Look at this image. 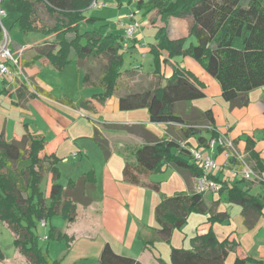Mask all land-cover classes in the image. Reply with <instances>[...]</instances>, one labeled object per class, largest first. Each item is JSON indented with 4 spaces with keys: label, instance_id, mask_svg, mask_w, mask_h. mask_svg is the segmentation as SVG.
I'll return each mask as SVG.
<instances>
[{
    "label": "trees",
    "instance_id": "trees-1",
    "mask_svg": "<svg viewBox=\"0 0 264 264\" xmlns=\"http://www.w3.org/2000/svg\"><path fill=\"white\" fill-rule=\"evenodd\" d=\"M5 0H0L3 5ZM14 5L18 24L24 35L38 34L42 40L33 46L35 55L30 59L17 58L19 66L31 65L40 57L50 60L58 70L75 62L83 71L86 86L100 87L95 94L106 100L121 92L126 76H134L135 70L125 69L127 45L125 36L111 32L108 23L96 25L98 18L86 16L94 0H7ZM139 7L146 8L151 23H156L154 42L149 43L154 57L156 78L154 86L131 89L119 96L121 110L146 108L154 123H184L176 106L205 96L200 81L188 69L176 66L169 77L161 74L162 64H173L179 56H191L220 84L223 98L231 107H242L249 102V93L264 86V0H139ZM163 16L164 25L156 18ZM185 18L188 32L195 42L185 46L186 36L172 38L167 19ZM84 25V26H83ZM3 30L0 24V43ZM99 66L100 74L91 65ZM130 87V86H128ZM205 121L213 123L211 109L202 112ZM112 128L138 132V126L112 124ZM212 126V125H209ZM192 134L200 129L186 125ZM213 136L219 133L212 130ZM106 156L110 154L108 140L98 130L92 137ZM199 140H204L199 137ZM176 148L179 152L174 153ZM190 148L174 140L149 141L135 151V162L126 163L124 178L127 182L159 189L149 175L162 170L165 165L188 169L198 177L204 173L200 163L190 161ZM59 157L46 151L43 137L30 132L20 139H8L0 130V220L15 233L14 244L32 264H60L48 255V247L42 246L36 229L42 221L51 222L61 216L72 222L77 218V204L89 205L96 200V183L93 171L83 174L66 186L60 183ZM231 160L235 161L234 157ZM51 174L52 182L47 196L43 182ZM210 177L221 184L217 192L225 200L242 207L246 222L253 215L264 211V196H256L229 178ZM205 193L178 192L164 197L155 209L159 224L153 228L155 240L170 241L173 231L181 228L192 212L204 211ZM229 218L225 211L210 216V221ZM68 238L52 225L46 240L61 241ZM240 247L237 239L219 240L211 229L191 239V247L171 250L170 264H224L228 254ZM162 264L164 261L159 258ZM248 257L237 255L233 264H246ZM97 264H143L139 260L118 254L109 243L101 251Z\"/></svg>",
    "mask_w": 264,
    "mask_h": 264
},
{
    "label": "crops",
    "instance_id": "crops-1",
    "mask_svg": "<svg viewBox=\"0 0 264 264\" xmlns=\"http://www.w3.org/2000/svg\"><path fill=\"white\" fill-rule=\"evenodd\" d=\"M147 19L150 21L148 16ZM133 21L140 22L133 16L128 24ZM156 26L153 23L146 32L143 23L127 44L130 49L125 69L135 70L146 81L133 80L130 87L106 100L95 96L102 91L100 87L84 84L83 71L75 62L58 70L48 58L40 57L31 65H11L10 74L0 75V130H4L6 137L20 139L27 132L43 137L47 153L60 159L58 181L64 186L87 172L93 171L95 175L96 200L89 205L77 204V218L72 222H50L68 238L50 241L48 255L60 264H97L104 245L109 243L118 254L143 264H162L159 258L170 264L172 247L188 249L195 235L212 229L219 240L229 237L240 243L224 264H233L232 255L248 257L246 264H264V211L259 216L251 215L246 222L242 207L217 192L205 193L204 211L192 212L186 223L173 231L170 241L147 244L154 237L153 228L159 227L155 217L159 202L178 192L196 191V176L170 164L149 175L150 181L158 183V190L125 180L126 163H134L136 149L149 141L174 140L181 146L199 149L204 157L210 156L219 164L229 162L226 150L214 141L212 130H216L233 141L254 172L252 177L243 178L226 169L218 171L217 176L240 181L251 194L264 196V86L249 93L247 105L231 107L222 96L219 82L196 59L179 56L173 64H162L161 74L169 77L174 67L186 68L197 77L205 92L202 98L177 104L184 123H154L146 108H119V96L130 88L154 86L156 67L147 45L154 42ZM20 34L23 43L19 42ZM41 40L38 34L24 35L19 27L16 40H11L13 56L32 58L33 46ZM208 109L212 111L213 123L206 122L202 113ZM112 124L135 125L138 132L112 128ZM186 125H194L200 131L192 134L184 129ZM96 130L108 140V156L92 138ZM172 152L179 150L174 148ZM190 161L199 163L193 157ZM234 163L238 164L236 160L229 162L230 166ZM51 182L52 176L47 174L43 182L47 196ZM221 211L227 212L229 218L211 222L210 216ZM41 226L38 235L46 234L49 225L46 222ZM14 240L13 230L0 220V264H32L18 251Z\"/></svg>",
    "mask_w": 264,
    "mask_h": 264
},
{
    "label": "rangeland",
    "instance_id": "rangeland-1",
    "mask_svg": "<svg viewBox=\"0 0 264 264\" xmlns=\"http://www.w3.org/2000/svg\"><path fill=\"white\" fill-rule=\"evenodd\" d=\"M98 5H91L90 8L85 12L86 16H92L98 18L96 25H100L102 23H108L110 30L112 33L117 35H123L126 34V24L130 22V17L133 15L136 19H138L142 24H145V30L148 32V29H152V24L147 19V13L146 8L139 7V0H97ZM145 4L149 0H144ZM3 7L7 12V15L3 18V24L6 28L10 39L14 38L16 40V33L19 32V26L18 25H11L14 18L17 16V12L15 10V7L13 4H11L9 1L5 0L3 3ZM159 25L165 24V19L163 16H159L156 18ZM168 24V32L169 35L173 38L186 36L185 46H189L191 42H195L194 35H190L188 32V26L187 21L185 18L180 17H169L167 19ZM84 26V25H83ZM157 28H155L156 33ZM21 43L24 42V39L21 38V34L19 36ZM12 43V41H11ZM11 51H12V44H10ZM13 53V52H12ZM14 55V53H13ZM93 68L95 69V72L97 74H100L99 66H96V63L91 64ZM146 77L143 76H137L136 74L132 76H126L123 79V82L127 84V86L121 87L120 91L123 89H127L128 85L132 83L133 80H139L141 83L142 81L145 82ZM89 89V88H87ZM88 91V90H87ZM45 183L47 181L45 180ZM44 183V188L46 187V184ZM63 218L61 216H54L52 220H59L61 221ZM51 220V221H52ZM50 226V222L48 223ZM48 226V227H49ZM42 226L39 224L37 226L36 232L38 234V231H41ZM40 243L42 246H47L49 250V244L46 240L47 233L42 234L40 233ZM232 260H235V255H232ZM232 263V261H230ZM234 262V261H233ZM230 263V264H231Z\"/></svg>",
    "mask_w": 264,
    "mask_h": 264
},
{
    "label": "built area",
    "instance_id": "built-area-1",
    "mask_svg": "<svg viewBox=\"0 0 264 264\" xmlns=\"http://www.w3.org/2000/svg\"><path fill=\"white\" fill-rule=\"evenodd\" d=\"M98 1L94 0L91 5H98ZM7 15L6 10L3 5H0V24L3 30V37L0 43V75L10 74L11 65L18 66V60L13 56L11 51V39L9 34L4 27L3 18ZM133 17V15L131 16ZM142 24L138 21H133L126 25V34L125 41L133 38L135 33L140 30ZM217 141L221 147L226 150V156L228 161H231V157H234L238 162L230 166L229 162L219 164L210 156L204 157L199 149L191 147L190 152L197 162L203 166L204 173L196 177V191L200 193H215L221 189V184L210 177L211 174L217 175L218 171H223L226 169L231 170V173L234 175H240L243 178H250L254 175L253 170L247 165L244 161V156L241 155L234 146L233 141L226 135L219 133L218 137L214 139ZM213 141V143H214ZM45 221H42L41 224L45 225Z\"/></svg>",
    "mask_w": 264,
    "mask_h": 264
}]
</instances>
